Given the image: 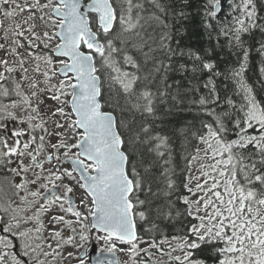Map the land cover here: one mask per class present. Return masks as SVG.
<instances>
[{"label": "snow or ice", "instance_id": "obj_1", "mask_svg": "<svg viewBox=\"0 0 264 264\" xmlns=\"http://www.w3.org/2000/svg\"><path fill=\"white\" fill-rule=\"evenodd\" d=\"M0 264H264V0H0Z\"/></svg>", "mask_w": 264, "mask_h": 264}]
</instances>
